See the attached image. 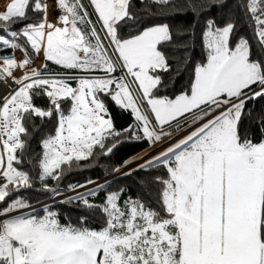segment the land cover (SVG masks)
Here are the masks:
<instances>
[{
    "label": "snow or ice",
    "instance_id": "snow-or-ice-1",
    "mask_svg": "<svg viewBox=\"0 0 264 264\" xmlns=\"http://www.w3.org/2000/svg\"><path fill=\"white\" fill-rule=\"evenodd\" d=\"M139 2L0 9V264H264V0ZM186 10L203 19L197 62L196 27L167 22ZM189 68L184 89L160 94ZM102 97L132 122L118 129ZM50 123L33 158V133ZM136 144L148 147L115 159ZM97 167L103 183L64 184ZM126 178L155 198L127 194ZM66 205L75 222H62Z\"/></svg>",
    "mask_w": 264,
    "mask_h": 264
},
{
    "label": "trees",
    "instance_id": "trees-1",
    "mask_svg": "<svg viewBox=\"0 0 264 264\" xmlns=\"http://www.w3.org/2000/svg\"><path fill=\"white\" fill-rule=\"evenodd\" d=\"M180 2H184V0H180ZM189 4H194V3H199L200 0H187ZM231 3V0H230ZM132 10L134 12H142L143 11V6L140 4L139 0H132ZM207 15L219 17L223 13L219 9H210L206 11ZM147 19V17H145ZM200 20V24L198 26L195 25V21ZM168 23L171 24L173 27V30L175 31L176 29H188L189 31L193 26L196 27V32L195 36L193 37V40L195 41L194 47H192V50L188 53L191 56V59L193 62H197L202 58V49H201V37H200V29L203 26V19L194 14L191 11H185L184 13L177 14V15H171L169 19L167 20ZM126 34V33H125ZM189 44H192V41H189ZM38 59V57H37ZM50 68L55 69L56 71H59L60 69L53 65L51 62H48ZM175 67V65H174ZM190 74H191V69L189 68L188 71H183L182 74L176 75L175 73L171 74V79L166 77V83L167 87L165 89L161 90V95H168V96H174L178 94L182 89H184L190 79ZM110 112L112 113L115 126L118 129L126 127L129 123L132 122V117L129 113L122 112L115 104L112 102L108 97H102ZM251 106V105H250ZM255 109L256 112H259L261 109H264V100L258 101L255 104ZM36 125L39 126L40 121L37 120ZM54 124L50 123L46 127L43 128H37V130L33 133L34 134V139L31 141V155L33 158L36 157V155L40 152V141L41 139L48 133H50L53 130ZM30 131H32L30 127ZM148 146L147 144H136L134 146H129L125 145L123 146L120 151L118 152L117 156L115 159L119 160L122 159L126 156L132 155L134 153L140 152L142 149H146ZM25 167L27 168L28 165L26 164ZM87 177H91L94 180H103L105 179L104 176V169L103 168H92L89 170H85L83 172L77 171L71 176L67 177L64 181V184H68L70 182H83ZM120 186H127L128 188V193L131 196H137L140 195L144 197L145 199H148L149 197L155 198V191L151 190L149 191L151 186L148 187H141L136 183L135 178H126V179H121L119 181ZM117 187L116 184L112 185V188L108 189V191H111ZM28 195L32 198V200L35 201H40L41 203L44 202V197L40 195L39 193L36 192H30ZM105 193L101 192L100 193V199H103ZM56 210L62 212V222H65L68 219H71L73 222L77 220V217L80 215V210L74 208L72 205H66L63 208H57ZM90 223L95 227L96 221L92 220Z\"/></svg>",
    "mask_w": 264,
    "mask_h": 264
},
{
    "label": "crops",
    "instance_id": "crops-1",
    "mask_svg": "<svg viewBox=\"0 0 264 264\" xmlns=\"http://www.w3.org/2000/svg\"><path fill=\"white\" fill-rule=\"evenodd\" d=\"M6 2H7V0H0V9H2L5 6ZM94 18L95 17H93V19ZM16 57H17V59H20L21 58V53L19 51L16 52ZM42 62H43V58L40 59V57H38V59L37 58L35 59V62L34 63H35V66L36 67H39Z\"/></svg>",
    "mask_w": 264,
    "mask_h": 264
},
{
    "label": "built area",
    "instance_id": "built-area-1",
    "mask_svg": "<svg viewBox=\"0 0 264 264\" xmlns=\"http://www.w3.org/2000/svg\"><path fill=\"white\" fill-rule=\"evenodd\" d=\"M11 83V82H9ZM8 91V88L6 85L0 83V95H4ZM39 204H37V207L39 208Z\"/></svg>",
    "mask_w": 264,
    "mask_h": 264
},
{
    "label": "rangeland",
    "instance_id": "rangeland-1",
    "mask_svg": "<svg viewBox=\"0 0 264 264\" xmlns=\"http://www.w3.org/2000/svg\"><path fill=\"white\" fill-rule=\"evenodd\" d=\"M43 57H42V55L40 56V59H42ZM187 133H183L182 135H186ZM177 138H179V137H177ZM103 180H101V181H99L100 183L102 182ZM43 203V202H42Z\"/></svg>",
    "mask_w": 264,
    "mask_h": 264
},
{
    "label": "water",
    "instance_id": "water-1",
    "mask_svg": "<svg viewBox=\"0 0 264 264\" xmlns=\"http://www.w3.org/2000/svg\"><path fill=\"white\" fill-rule=\"evenodd\" d=\"M109 179H110V178H109ZM104 180H105V179H103V181H102L101 183H103V182H104Z\"/></svg>",
    "mask_w": 264,
    "mask_h": 264
}]
</instances>
